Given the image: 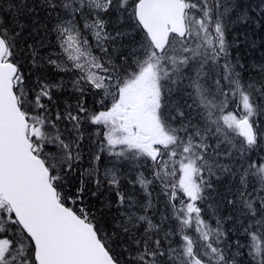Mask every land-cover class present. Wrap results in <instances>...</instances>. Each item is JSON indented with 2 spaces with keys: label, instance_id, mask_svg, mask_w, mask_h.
Segmentation results:
<instances>
[{
  "label": "snow or ice",
  "instance_id": "snow-or-ice-1",
  "mask_svg": "<svg viewBox=\"0 0 264 264\" xmlns=\"http://www.w3.org/2000/svg\"><path fill=\"white\" fill-rule=\"evenodd\" d=\"M264 0H0V264H264Z\"/></svg>",
  "mask_w": 264,
  "mask_h": 264
},
{
  "label": "trees",
  "instance_id": "trees-1",
  "mask_svg": "<svg viewBox=\"0 0 264 264\" xmlns=\"http://www.w3.org/2000/svg\"><path fill=\"white\" fill-rule=\"evenodd\" d=\"M242 2L254 6L259 4L260 0ZM249 15L251 19L247 23L237 24L228 38L236 41L237 47L233 49V53L243 58L245 63H264V16L258 12H250Z\"/></svg>",
  "mask_w": 264,
  "mask_h": 264
}]
</instances>
